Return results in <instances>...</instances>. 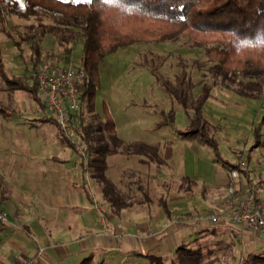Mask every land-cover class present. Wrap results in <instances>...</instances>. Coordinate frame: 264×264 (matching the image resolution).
I'll return each instance as SVG.
<instances>
[{"label":"rangeland","instance_id":"374dc122","mask_svg":"<svg viewBox=\"0 0 264 264\" xmlns=\"http://www.w3.org/2000/svg\"><path fill=\"white\" fill-rule=\"evenodd\" d=\"M63 1L78 3L88 0ZM4 6L0 1V8L7 14L6 22L0 25L2 64L11 76L27 75L32 82L36 73L45 68L44 65L49 67L53 63H61L59 57L62 49L43 40L41 62L36 60L37 64L34 63L31 50L23 41L28 26L34 21L10 15ZM201 39L205 38L199 37ZM18 42L20 48L15 45ZM215 45L213 41L198 45L183 36L177 42L141 44L121 49L101 64L94 114L104 117L108 111L116 124L118 137L127 144L145 142L160 148V163H150L146 157L126 154L122 149L111 159L110 179L131 204L126 210V219L132 220L131 213L140 211L159 226L177 222L187 215L199 213L184 210V200L188 202L187 199L194 196L207 198L218 194L213 188L215 180L227 170L214 161L209 148L181 136L189 128L190 117L194 116V105L202 96L205 84H211L209 68L213 63L206 55V48ZM81 55L82 46L78 44L71 56L73 62L81 63ZM28 65L29 72L26 71ZM1 82L0 77V85ZM23 94L30 98L29 94ZM5 96L0 90V105L10 110L5 105ZM179 96L186 100L189 116ZM22 100L14 102L23 105ZM173 114V124L158 127L161 121L166 117L170 119ZM203 114L211 124L213 135L220 142L223 158L233 164L244 162L250 181L256 184L264 196V142L257 145L255 139V130L264 114V96L261 100H248L217 86L205 104ZM8 139L6 131L0 129V160L5 154ZM73 139L79 141L74 134ZM168 141L174 143V153L171 160L164 161ZM69 152L75 155L73 150ZM93 187L98 203L95 205L101 206L107 218L109 212L113 219L120 218L112 213L95 181ZM222 238L206 239L202 236L195 242L196 246L191 247H200L206 256L203 263L213 264H249L247 261L250 262L254 254H264V245L258 238L247 241L226 236L228 243L217 242ZM174 256L175 253L165 257L166 264H171ZM105 258L98 255L95 264L102 263ZM115 259L109 257L107 264H112ZM128 260L124 264H131ZM135 261V264H151L148 259Z\"/></svg>","mask_w":264,"mask_h":264},{"label":"trees","instance_id":"16d2710c","mask_svg":"<svg viewBox=\"0 0 264 264\" xmlns=\"http://www.w3.org/2000/svg\"><path fill=\"white\" fill-rule=\"evenodd\" d=\"M0 1L10 15L34 21L23 36V41L31 50V60L35 61L34 63L41 62L40 58L44 52L43 40H48L62 49V55L59 57L61 63H53L49 67L68 66L73 62L71 56L76 46H82L79 64L87 71L91 83L82 91L81 110L73 119L72 135L62 131L53 115H49V120L57 126L61 143L81 156L85 171H89L91 179L100 186L105 202L117 217L128 210L131 204L125 200L117 185L107 175L109 158L122 149L126 154L146 157L150 163H160L158 146L145 142L127 144L118 137L116 124L108 111L104 117L94 114L96 84L100 83L101 64L119 50L133 45L177 42L183 36L198 45L207 41L216 44L206 48V55L213 63L209 68L211 84H205L202 96L194 105V116L190 117L189 128L181 136L209 148L214 155V161L222 164L227 171L237 170L240 173V184L250 181L248 171L244 170L241 164H233L223 158L220 142L213 135L211 124L204 118L203 111L217 86L244 99H263L264 52L237 55L229 43L230 36L227 33L235 29L241 37H248L264 27V0H88L78 3L63 0ZM6 20L7 14L0 8V25ZM199 37L205 39L199 40ZM15 45L20 48L19 42ZM20 50L22 51V48ZM22 56L23 54L20 57ZM26 69L30 71L29 65ZM0 77L1 91L28 92L39 106L46 108L39 96L35 78L30 82L27 75L11 76L6 71L2 64L1 47ZM179 101L189 116L186 100L179 96ZM0 113H7L2 105ZM173 123L174 114L170 119L166 117L161 121L158 127ZM73 134L79 141L73 139ZM255 139L257 145L264 142V114L255 130ZM81 150L88 154V161L82 157ZM173 153L174 143L168 141L164 161L171 160ZM191 246H180L175 251L171 264H213L203 263L206 256L202 249ZM133 255L148 259L151 264H166L162 256L138 252ZM93 259L94 257L90 256L81 264H93ZM248 261L249 264H264V254H254L250 262Z\"/></svg>","mask_w":264,"mask_h":264},{"label":"crops","instance_id":"0c3cea01","mask_svg":"<svg viewBox=\"0 0 264 264\" xmlns=\"http://www.w3.org/2000/svg\"><path fill=\"white\" fill-rule=\"evenodd\" d=\"M4 93L10 110L2 106L7 113H0V129L9 138L0 160V212H5L8 220L0 221V264L29 260H37L36 264H81L87 256H93L95 264L98 255L106 257L98 264H107L109 257L116 258L112 264H124L128 259L135 264V259L144 258L134 256V252L171 257L183 244L196 246L202 236H223L216 240L221 243H228L226 236L247 241L258 238L264 245V235L240 226H211L205 221L159 226L140 211L131 213L132 220L126 219V211L116 220L109 212L105 218L111 227L105 234L90 173L85 171L81 156L61 143L57 126L49 120L52 114L28 92ZM18 99H23V105L14 102ZM229 177L226 171L216 178L215 196L193 195L188 202L183 199L184 210H221Z\"/></svg>","mask_w":264,"mask_h":264},{"label":"built area","instance_id":"2783aa9c","mask_svg":"<svg viewBox=\"0 0 264 264\" xmlns=\"http://www.w3.org/2000/svg\"><path fill=\"white\" fill-rule=\"evenodd\" d=\"M39 96L47 110L55 117L64 133L71 136L73 119L81 110V94L91 78L79 63H70L68 66L45 67L36 73ZM73 137V136H72ZM82 157L88 161V154L81 150ZM244 170L246 164L241 163ZM240 173L237 170L230 172L229 183L223 198L222 209L217 212L193 213L177 221L180 225L208 222L211 226L226 225L243 227L244 230L264 235V196L257 189L255 183L245 181L239 183ZM101 206L96 210L101 216L105 234L110 229ZM7 214L0 212V221L6 223ZM37 260H29L23 264H36Z\"/></svg>","mask_w":264,"mask_h":264},{"label":"clouds","instance_id":"9594fccd","mask_svg":"<svg viewBox=\"0 0 264 264\" xmlns=\"http://www.w3.org/2000/svg\"><path fill=\"white\" fill-rule=\"evenodd\" d=\"M229 43L234 47L236 54L264 52V27L257 29L252 36L241 37L237 30L231 29L227 33Z\"/></svg>","mask_w":264,"mask_h":264}]
</instances>
